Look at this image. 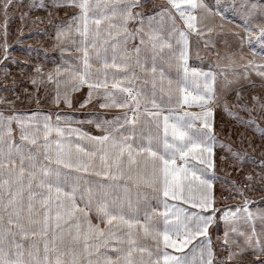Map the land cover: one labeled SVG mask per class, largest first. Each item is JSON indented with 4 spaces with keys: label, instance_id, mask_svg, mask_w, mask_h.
Listing matches in <instances>:
<instances>
[{
    "label": "rangeland",
    "instance_id": "374dc122",
    "mask_svg": "<svg viewBox=\"0 0 264 264\" xmlns=\"http://www.w3.org/2000/svg\"><path fill=\"white\" fill-rule=\"evenodd\" d=\"M196 1L190 58L214 75L211 208L148 209L145 200L142 210H126L119 185L117 199L111 193L110 157H84L71 141L61 157H28L29 144L21 142L38 140L32 125L52 133L68 126L71 139L82 131L104 135L90 121L103 110L96 100L83 103L86 89H77V67L69 65L75 8L0 0V170L75 173L69 180L76 184L57 194L59 209L41 227L53 238L52 264H130L132 250L133 264L161 263L136 256L141 235L149 249L169 236L191 241L190 247L205 237L210 264H264V0ZM167 6L140 0L136 10L150 14ZM83 171L89 178L79 176Z\"/></svg>",
    "mask_w": 264,
    "mask_h": 264
},
{
    "label": "crops",
    "instance_id": "0c3cea01",
    "mask_svg": "<svg viewBox=\"0 0 264 264\" xmlns=\"http://www.w3.org/2000/svg\"><path fill=\"white\" fill-rule=\"evenodd\" d=\"M164 1L167 7L142 14L136 10L140 0H54L75 8L69 65L77 67V89H86L83 103L96 100L102 114L108 112L90 120L105 132L94 136L82 131L71 139L68 126L55 127L52 133L32 125L38 140L21 142L29 144L28 157H61L70 141L84 157H110L111 193L116 198L119 185L126 210H142L145 200L151 204L148 209H209L214 188V75L190 58L197 1ZM37 147L44 151L37 153ZM88 172L79 176L89 178ZM73 176L51 169L0 170V264H49L47 258L52 264L53 238L41 227L52 220L50 212L59 209L57 194H67L76 184L69 180ZM86 182L82 184L88 188ZM141 237L137 257L160 258L157 264L211 262V244L205 237L190 247L191 241L169 236L156 249H149ZM127 256L133 264V250Z\"/></svg>",
    "mask_w": 264,
    "mask_h": 264
}]
</instances>
